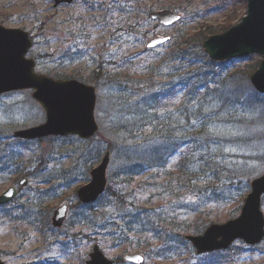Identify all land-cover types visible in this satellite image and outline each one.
I'll return each instance as SVG.
<instances>
[{"label":"rangeland","instance_id":"374dc122","mask_svg":"<svg viewBox=\"0 0 264 264\" xmlns=\"http://www.w3.org/2000/svg\"><path fill=\"white\" fill-rule=\"evenodd\" d=\"M162 9H174L183 18L172 27L160 26L150 19L149 13ZM246 13V0H75L58 6L54 0H0V25L23 29L33 39L27 56L36 60V72L51 77L57 72L63 78L78 79L96 87L95 118L99 125L98 133L89 139L78 135L28 141L15 138L14 131L44 123L45 110L32 97V90L0 95L2 143L11 147L19 166L25 172L30 171L29 175H23V170L14 171L11 166L9 172L0 173V194L16 186L22 176L29 178L19 197L0 208L2 261L6 264H87L94 244H99L95 238L104 232L81 223L71 228L70 218L73 215L76 222L80 219L78 208H73L78 202L77 189L90 181L92 169L107 151H110L109 190L94 202L95 213L108 217L118 215L121 219L131 202L139 199L137 202L150 214L176 212L177 218L190 228L204 222V230L212 223H224L240 214L251 180L264 173V94L250 80L261 55L236 57L218 67L230 79L225 85H216L222 95L213 97L217 100L216 106L206 111L205 121L212 122L209 131L194 145L180 148L168 163V168H173L188 156L199 166L204 165L201 177L183 191L180 199L172 196L174 205L155 187L158 184L155 170L145 171L130 185H124V177L120 176L129 151L120 138L121 123L130 107L128 102H133L134 109L142 96L131 94L143 85L130 83L131 89L125 94L130 98L126 102L115 83L96 76L102 68L103 74L110 69L118 75L121 69H130L132 73L137 72V77L144 78L151 64L174 48L182 31L197 32L209 25L222 30L230 22L238 23ZM157 34L168 35L171 41L154 50L146 49L148 40ZM148 85L153 87L152 82ZM229 96L231 99H227ZM182 98H175L172 110L180 106ZM168 110L162 113L167 115ZM152 129V126L145 129L144 135ZM151 141L147 147L152 146ZM217 194L220 197L214 199ZM64 202L72 207L69 220L61 229H54L53 211ZM112 202L115 204L110 206ZM103 223L101 219L99 225ZM181 234L185 237L191 232ZM172 239L176 251L166 255L158 253L162 248L158 237L142 239L145 244L142 251L126 250L122 245L111 248L109 244H100V248L116 261H121L117 259H122L127 252H140L145 256V264H264V240L256 246L237 240L230 250L208 258L214 261L211 263L205 255H198L187 239L181 240V236H172ZM131 240L135 242L136 238Z\"/></svg>","mask_w":264,"mask_h":264},{"label":"trees","instance_id":"16d2710c","mask_svg":"<svg viewBox=\"0 0 264 264\" xmlns=\"http://www.w3.org/2000/svg\"><path fill=\"white\" fill-rule=\"evenodd\" d=\"M231 25L230 22L222 30H216L209 25L199 28L197 32L187 29L182 31L174 48L161 54L159 59L151 64L149 70L147 69L148 72L144 78L137 77V72L132 73L130 69H128L129 72L121 69L119 75L113 74L110 69H106L103 74V68L100 73H97L96 79L105 77L109 78L113 84L115 83L114 85L119 88L122 94L121 98L126 102L130 98L125 96L126 92L131 89L129 84L135 82L138 85H143L136 88L137 92L131 94L136 96L141 93L142 96L139 97L134 109L131 105L133 102H128L130 107L126 110L121 123L120 138L122 143L129 147L127 160L120 174L121 177H124L122 180L124 185L132 184L133 180L145 171L155 170L158 174H154V178L158 181L155 187L162 196H165V199H168V203L174 205V200H171L172 196L180 199L184 195L183 191L201 177L204 165L199 166L197 161L190 160L187 158L188 156L180 159L173 168H168V163L180 148L188 144L194 145L199 138L201 140L205 132L209 131L212 122L205 121L206 111L216 106L217 100L213 97L218 98L217 94L222 95L221 88L216 85H225L230 79L224 75L222 70L220 72L217 69L229 61L215 62L210 59L203 48V42L210 35L222 32ZM52 74L56 78L64 77L57 72ZM148 82L150 84L152 82L153 87L148 85ZM212 92L215 93V96ZM178 96L183 97L182 102L176 110H172L171 104ZM229 97L227 99H231V96ZM218 100L220 102V99ZM163 109H169L170 112L164 115ZM212 113L216 114L217 112L212 111ZM182 119L184 120L183 124L180 123ZM150 126L153 128L151 132L144 135L143 131ZM181 129L182 132H185L180 133ZM6 138L9 137L6 136ZM150 140H152L150 142L152 146L147 147ZM13 155L11 147L8 144H3L0 136V173L9 172V168L13 166L14 171L23 170V175H29L30 171L25 172V168L19 166ZM108 190L109 188H107ZM218 197L220 194H217L214 199ZM116 198L119 200L117 196ZM138 200L131 202L130 208L124 210L125 213L121 219L118 215L108 217L104 213H95L94 203L82 204L78 201L73 208H78L80 219L76 222L72 215L70 227L73 228L77 223H81L91 229L99 228L104 232L103 236L95 238L99 244H109L111 248L122 245L126 246V250L134 248L142 251L145 248L142 239L158 237L162 241V248L158 252L160 255L176 251L175 245L172 244V236H181V240H183L185 237L181 232L199 234L204 231V222H199L190 228V225L184 224V221L177 218L176 212H170L167 215L163 211L150 214L139 204L140 200L137 202ZM144 202L146 201L144 200ZM113 204L115 202H112L110 206ZM101 219L104 220V223L99 225ZM131 238H136V241L134 242ZM221 253L224 252H215L204 257L208 259ZM117 260L121 261H116V263L125 264L121 258ZM208 260L211 263L214 262L211 259Z\"/></svg>","mask_w":264,"mask_h":264},{"label":"water","instance_id":"95a60500","mask_svg":"<svg viewBox=\"0 0 264 264\" xmlns=\"http://www.w3.org/2000/svg\"><path fill=\"white\" fill-rule=\"evenodd\" d=\"M55 6L72 3L74 0H54ZM247 13L235 25L222 33L210 35L203 43L209 57L214 61H226L249 54L262 56L258 68L251 74L254 88L264 94V0H246ZM152 20L170 27L182 19V14L174 9H162L150 13ZM170 21V23L168 22ZM170 36L157 35L149 39L147 48H155L170 41ZM33 41L30 34L20 28L0 25V94L16 90H33V98L46 112V121L40 125L16 130V138L36 139L50 135L67 136L76 134L88 139L94 136L99 126L95 119L96 90L91 84L77 79H55L35 72L36 62L27 54ZM110 153L106 152L99 165L92 169L91 180L79 187V200L88 204L96 201L108 185L107 169ZM23 177L19 186L28 184ZM18 194L16 187H9L0 195V204H6ZM264 173L251 181V190L244 199L240 214L224 223L210 224L202 234L187 235L202 255L218 250H226L236 240H243L254 246L264 240ZM69 215V204L58 206L52 215V225L61 228ZM87 264H113L98 244L93 246ZM124 259L134 264L145 261L141 253H127ZM0 264H5L0 258Z\"/></svg>","mask_w":264,"mask_h":264},{"label":"snow or ice","instance_id":"6c2138e0","mask_svg":"<svg viewBox=\"0 0 264 264\" xmlns=\"http://www.w3.org/2000/svg\"><path fill=\"white\" fill-rule=\"evenodd\" d=\"M170 23V21H168Z\"/></svg>","mask_w":264,"mask_h":264}]
</instances>
